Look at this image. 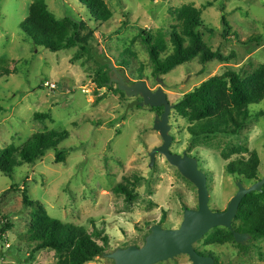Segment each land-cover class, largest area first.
I'll return each instance as SVG.
<instances>
[{"label":"rangeland","instance_id":"374dc122","mask_svg":"<svg viewBox=\"0 0 264 264\" xmlns=\"http://www.w3.org/2000/svg\"><path fill=\"white\" fill-rule=\"evenodd\" d=\"M45 1L58 20L71 16L92 27L96 54L110 59L130 85L146 81L154 91L161 84L153 78L149 52L164 49L163 58L173 52L170 29L177 23L171 10L184 5L200 9L205 24L216 29L213 35L202 29L205 42L225 54L235 52L236 58L227 65L214 61L206 66L195 58L162 76L171 104L227 69L248 75L264 66V41L243 44L264 35V0H103L113 14L106 23L94 20L80 0ZM33 2L0 0V74L10 71L0 79V152L9 146L21 148L36 134L57 131L68 137L60 144L63 160L52 149L34 163L17 157L13 178L0 173V229L6 222L12 226L5 241L0 239V264H59L61 258L47 249L36 254L33 262L27 260L34 247L29 241L33 210L23 205L22 193L11 189L13 185L26 186L30 198L41 203L52 218L84 227L89 234L99 230L108 235L107 252L144 246L145 236L165 213L162 226L178 228L184 209L198 207V191L164 156L157 155L151 167V152L163 144L154 130L159 113L137 107L140 99L118 92L116 84L99 88L98 74L109 73V68L97 56L79 47L60 52L35 47L20 29ZM210 2L213 6L205 8ZM221 9L232 26L226 41L221 36ZM144 37L151 42L146 43ZM46 83L57 87L50 89ZM252 112L264 113V101L253 106ZM170 124L171 152L197 158L208 177L211 210H226L238 191L241 179L227 173L229 163L248 159L257 151L259 177H264V116L252 120L236 137L192 138L188 121L175 109ZM244 147L249 153H244ZM223 153L229 160L222 158ZM119 184H131L138 193L136 199L128 202L116 193ZM196 249L215 256L219 264H264V235L239 244L229 238L228 229L216 228ZM86 264L115 263L98 257ZM159 264L191 261L180 255Z\"/></svg>","mask_w":264,"mask_h":264},{"label":"trees","instance_id":"16d2710c","mask_svg":"<svg viewBox=\"0 0 264 264\" xmlns=\"http://www.w3.org/2000/svg\"><path fill=\"white\" fill-rule=\"evenodd\" d=\"M80 2L90 9L92 18L97 22L106 23L112 19V11L103 0H80ZM211 6L213 3L210 2L205 8ZM171 15L173 21L177 23L170 29L173 52L165 58L162 57L164 49L152 48L149 52L153 66V78L160 84L162 76L168 75L177 67L187 64L195 58H199V62L204 66L214 61L227 65L236 58L235 52L225 54L221 49L214 50L205 42L202 29H206L211 35L215 33L216 29L205 24L202 11L194 5H184L179 9L171 10ZM221 17V36L226 41L229 40L232 33V26L224 9H221ZM20 29L35 47H42L51 52L79 47L81 52L103 60L93 48V42L96 40L93 34L95 30L85 21L74 20L71 16L58 20L49 10L45 0H34ZM86 31L90 33L86 34ZM145 35L146 32H143V36ZM144 41L149 43L151 39L144 37ZM263 41L264 35H261L243 44ZM101 60L100 62H102ZM105 62L109 73L98 74L99 88L109 85L111 78L109 64L107 60ZM9 73L8 69L5 70V73L0 74V79ZM117 91L121 92L118 86ZM121 93L126 95L124 92ZM263 101L264 66L248 75L227 69L223 73L205 80L174 105L177 114L188 121L187 130L192 138L236 137L252 120L264 116V113L254 114L252 112V107ZM150 109L159 114L164 111V108ZM44 117L48 118L46 115ZM67 137V133L50 131L34 135L21 148L9 146L2 149L0 152V173L13 178V167L17 157H20L23 162L34 163L52 149L59 152V160H63L61 153L64 149L60 148V144ZM243 151L249 153L248 148L244 147ZM222 158L226 161L229 160V157L224 153ZM260 165L259 154L257 151H253L248 159L242 158L229 163L227 173L238 179L255 183L262 179L259 177ZM11 189L20 191L23 205L33 210L29 241L34 247L29 253L28 261L33 262L36 254L49 249L61 256L59 264H86L109 250L111 245L108 235L102 234L99 230L89 234L84 227L66 225L52 218L41 203L30 198L26 186L20 189L13 185ZM115 192L124 195L128 202L134 201L138 196L131 184H119L115 188ZM166 217L165 213L160 221L161 224L166 220ZM4 220L7 218L4 217ZM11 228L12 226L6 222L0 229L2 241H5ZM234 229L238 232L248 233L252 237L264 235V189L263 192H255L244 198L234 221ZM138 230L141 231L140 227ZM228 234L229 238L235 241L233 232L228 230Z\"/></svg>","mask_w":264,"mask_h":264},{"label":"water","instance_id":"95a60500","mask_svg":"<svg viewBox=\"0 0 264 264\" xmlns=\"http://www.w3.org/2000/svg\"><path fill=\"white\" fill-rule=\"evenodd\" d=\"M105 60L111 70L110 86L116 84L119 90L129 98H141L142 100L138 101L136 105L140 108H164L161 115L155 116L154 130L160 134L163 144L151 152V167L155 166L157 155L164 156L184 178L197 188L198 207L184 209L183 221L178 228L166 229L159 223L153 225L145 238L144 246L131 245L127 248H117L113 252L103 253L100 257L113 260L115 264H159L173 260L180 255H187L191 264H215L212 257L201 256L196 251L195 245L216 228L233 231L235 241L245 244L251 236L234 231L233 222L244 198L255 192H263L264 177L250 186L238 181V191L228 204L227 210H211L208 177L200 169L199 160L187 152L182 154L171 152L174 138L171 134L170 117L175 105L171 104L165 92L164 81H161V86L155 91L149 87L146 81H138L130 85L127 76L120 72L110 59L103 58L102 62Z\"/></svg>","mask_w":264,"mask_h":264},{"label":"flooded vegetation","instance_id":"af4514ba","mask_svg":"<svg viewBox=\"0 0 264 264\" xmlns=\"http://www.w3.org/2000/svg\"><path fill=\"white\" fill-rule=\"evenodd\" d=\"M161 115V114H160ZM227 210V209H226ZM225 211V210H224ZM235 221V220H234ZM158 224V223H157ZM159 224H161V223H159ZM155 225V224H154ZM233 229H234V222H233ZM229 230V229H228ZM231 231V230H230ZM234 231H236L235 229H234ZM233 232V231H232ZM236 232H238V231H236ZM239 233H241V234H248V233H242V232H239ZM233 234H234V232H233ZM250 235V234H249ZM251 236V235H250ZM251 238H252V236H251ZM250 238V239H251ZM249 239V240H250ZM199 243V242H198ZM246 244V243H245ZM195 249H196V245H195ZM196 251L201 255V256H204V257H212L214 260H215V264H219L218 263V260L216 259V257L215 256H213V255H211V254H205V253H203V252H200L199 250H197L196 249Z\"/></svg>","mask_w":264,"mask_h":264},{"label":"built area","instance_id":"2783aa9c","mask_svg":"<svg viewBox=\"0 0 264 264\" xmlns=\"http://www.w3.org/2000/svg\"><path fill=\"white\" fill-rule=\"evenodd\" d=\"M46 85V87H48V88H50V89H55L57 86H56V84H51V83H46L45 84Z\"/></svg>","mask_w":264,"mask_h":264},{"label":"crops","instance_id":"0c3cea01","mask_svg":"<svg viewBox=\"0 0 264 264\" xmlns=\"http://www.w3.org/2000/svg\"><path fill=\"white\" fill-rule=\"evenodd\" d=\"M148 236V234L145 236V238Z\"/></svg>","mask_w":264,"mask_h":264}]
</instances>
